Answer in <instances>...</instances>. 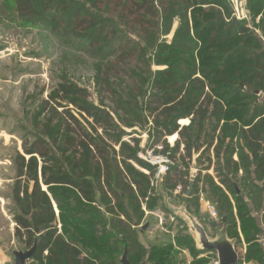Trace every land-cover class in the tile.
Segmentation results:
<instances>
[{
  "label": "trees",
  "instance_id": "16d2710c",
  "mask_svg": "<svg viewBox=\"0 0 264 264\" xmlns=\"http://www.w3.org/2000/svg\"><path fill=\"white\" fill-rule=\"evenodd\" d=\"M3 1L22 22L88 54L97 94L111 107L90 102L61 72L24 128L8 197L15 238L25 249L36 242L33 264H120L124 248L131 264H177L171 243L142 244L133 228L145 199L147 210L163 211L154 168L137 157L140 140H123L136 127L171 157L184 147L183 169L171 167L161 189L181 185L184 194L194 173L187 211L195 216L190 206L197 211L203 192L227 236L247 245L238 264H264V0H246L237 25L227 0ZM174 134L170 148L165 137ZM250 211L263 215L260 225ZM176 244L192 264H207L195 260L202 253L189 236Z\"/></svg>",
  "mask_w": 264,
  "mask_h": 264
},
{
  "label": "rangeland",
  "instance_id": "374dc122",
  "mask_svg": "<svg viewBox=\"0 0 264 264\" xmlns=\"http://www.w3.org/2000/svg\"><path fill=\"white\" fill-rule=\"evenodd\" d=\"M241 19L245 18L239 17V20L235 21L238 22ZM176 25L177 23L174 24L173 29H175ZM167 38L169 39L171 36ZM93 65V60L88 54L63 45L60 39L51 34L49 30L22 22L21 19L15 16L11 2L0 0V196H9L11 192L16 176L12 160L16 151L22 152L21 138L24 134V128L31 126L34 109L41 100L46 99L47 93L56 86L57 76H60L61 72H65L70 80L87 90L90 102L99 105L100 99L104 100L103 98L105 97L103 95L97 94L93 79ZM41 90H43V93H39ZM33 96H37V98L33 100ZM102 106L106 110L111 109L106 99L103 101ZM188 122V120H182L181 126H186ZM132 130L128 129L127 131L135 133L125 136L123 140L130 142L131 138L134 137L140 140V145H145L148 141L146 133L140 132L139 127H136L134 131ZM170 140L172 141L173 139L170 138ZM237 189L238 193H241L239 188ZM205 200L211 204L206 196ZM180 202H184L183 198ZM203 204L198 199L197 211H194L195 208L190 206L192 213L201 224H203V216L200 219L198 215L199 208ZM159 205L163 207L162 212L167 214V219L163 224V231L158 229L157 232L151 235L148 233L149 226L151 228L157 221L156 214L160 211L159 208H155L152 211L146 209L152 215L143 216L140 221L142 228L147 225L146 234H144L147 244H153L156 242L155 239H158V242H156L158 244L163 242L171 243L172 260L177 264H186L190 261L192 264V254L187 247L176 244L177 238L189 236L184 223L169 215L170 213L163 206L161 197ZM5 206L7 207L8 205L6 204ZM215 210L217 211V208ZM250 215L257 218L258 224H261L262 214L251 212ZM217 224L219 229L222 225L220 217ZM0 225L2 224L0 223ZM140 225L135 223L134 227L138 226L137 228H139ZM4 226L6 227V225ZM204 227L207 228L206 225ZM237 230L240 232L239 228ZM214 233L215 230L207 229L208 235L213 236ZM242 241H244L243 238ZM257 243L261 244L264 251V238L261 241H257ZM234 246L240 254L236 241ZM10 247L18 249L15 242H12ZM120 259L121 256L119 261ZM195 260H204L207 264H213L217 261L213 252H203ZM30 264L32 263L30 262ZM252 264L258 263L253 261Z\"/></svg>",
  "mask_w": 264,
  "mask_h": 264
},
{
  "label": "water",
  "instance_id": "95a60500",
  "mask_svg": "<svg viewBox=\"0 0 264 264\" xmlns=\"http://www.w3.org/2000/svg\"><path fill=\"white\" fill-rule=\"evenodd\" d=\"M233 24L237 25L238 23L237 21H233ZM194 176L195 174L192 173L189 184L185 190L184 196L186 198H189L192 193ZM155 190L156 194L163 199V206L165 210H167L170 215L184 223L188 235L191 237L196 250L201 252L215 253L217 264H237L239 256L234 246L235 240L227 236L225 219L222 220V225L219 229L215 221H213L211 218L207 220L209 229L212 231L215 230L214 235L210 236L207 234V230L203 224H201L195 216L191 215L187 211L186 205L184 203H181L180 206H176L168 201L167 194L160 189L159 181H157L155 185ZM236 192H239L237 188ZM143 228L146 229L147 225ZM35 250L36 242H34V245L27 251L10 249V254L14 258V264H26V262L29 261L34 255ZM120 263L131 264L127 258L126 248L123 250Z\"/></svg>",
  "mask_w": 264,
  "mask_h": 264
},
{
  "label": "built area",
  "instance_id": "2783aa9c",
  "mask_svg": "<svg viewBox=\"0 0 264 264\" xmlns=\"http://www.w3.org/2000/svg\"><path fill=\"white\" fill-rule=\"evenodd\" d=\"M243 1H244V3H243ZM245 2H246V0H239V1L238 0H228V3L231 5V7L233 9L234 20H239V17L246 19V12H245L246 4H245ZM179 126L182 127L181 121L179 122ZM170 138H172L173 140L171 141ZM177 140H178L177 134H174L173 136L165 137V141L170 148H172L174 146V143ZM183 149H184L183 145H180L178 153L176 155H174V157H171L169 152L163 153L164 146L161 143L151 146L150 143L147 141L145 145H143V144L140 145V151L138 152L137 157L140 160H142L143 162H145L146 164H148L149 166H151L152 168H154V174H153V177L151 179V187L155 188L157 181H160L161 177L166 175L169 172L171 167L176 166L178 170L183 169L182 168L183 165L180 161L181 157L184 154ZM192 170H193V172L196 171L195 169H192ZM144 173L148 174L146 171H144ZM167 196H168V201L171 204H174L176 206H180V204H181L180 200L185 197L183 194V188L181 185L176 186L174 188V190H172L169 194H167ZM198 197H199L198 198L199 202L204 203L199 208L200 214H202V216H203L202 223L207 226L206 219H204L205 215H206V217L211 218L213 221L218 223V221H219L218 213L211 204L206 202L204 193L200 191ZM146 200L147 199L144 200V202L141 204V206H142V210L144 211V213L146 215H148L150 213L147 212L146 207H145ZM178 202H180V203H178ZM156 216L158 219L157 226L160 227L159 229H161L163 231V224L165 222L164 213L159 211L156 214ZM154 229L155 228L153 227V228H151V230H148L149 233H151V234L154 233V231H155ZM0 256H1V254H0ZM8 262L9 261H5V260L3 261L0 258V264H8ZM30 262L31 261L27 262L26 264H30ZM213 264H217V261H215Z\"/></svg>",
  "mask_w": 264,
  "mask_h": 264
},
{
  "label": "crops",
  "instance_id": "0c3cea01",
  "mask_svg": "<svg viewBox=\"0 0 264 264\" xmlns=\"http://www.w3.org/2000/svg\"><path fill=\"white\" fill-rule=\"evenodd\" d=\"M20 152V151H18ZM22 153V152H20ZM212 153V152H211ZM196 156L194 155V158ZM234 160H236V157H234ZM210 172V173H209ZM208 173L210 175L213 174V165L211 166V168L209 169ZM212 173V174H211ZM45 189V188H44ZM162 190V189H161ZM236 190V188H235ZM237 193V192H236ZM185 194V192H184ZM192 194V193H191ZM199 195V193H198ZM191 196V195H190ZM190 198V197H189ZM189 198H186L184 197V200L185 199H189ZM199 198V197H198ZM184 203V202H182ZM8 205L7 207L5 205ZM185 204V203H184ZM181 205V204H180ZM186 205V204H185ZM10 206V207H9ZM11 211H12V203H11V200L9 199L8 196H0V223L2 225H0V258L4 261H9L8 264H14V258L12 257V255L10 254V249H13V250H22V251H27L29 250L30 248L28 249H25L23 248L22 244H20L17 239L15 238V228H16V224L14 223L13 219H12V214H11ZM162 212V211H161ZM55 215H56V218H57V228H58V233H61V230H60V222H59V219H58V211L55 209ZM65 217L67 218V220L70 222V224H72L73 226H76L79 224L78 222V219L77 217H73L72 214H70L69 212H65L64 213ZM148 215H152V214H148ZM146 214H144V216H148ZM170 215V214H169ZM200 216V219L202 218L200 215V210H199V215ZM164 219L166 220L167 219V214H164ZM204 219H206V223H207V220L209 219L208 217H206V215L204 216ZM156 220L155 223H154V226L152 225L151 228H155L154 230V233L157 232V230L160 228L157 226L158 224V219H157V216H156ZM6 225V227L4 226ZM142 225V224H141ZM140 225V229L142 228V226ZM218 225V224H217ZM203 226H205L203 224ZM138 227V226H137ZM135 228L134 225H133V228H135V230L137 231V239L139 242H141L142 244L143 243H147L146 240H145V237H144V234H146V229L142 228L141 231H139L140 229L139 228ZM150 226L148 228V230H151ZM206 228V227H205ZM139 229V230H137ZM210 230L209 229V226L207 225V228L206 230ZM212 231V230H211ZM149 233V231H148ZM151 235V233H149ZM153 234V233H152ZM240 240L241 242L240 243H237V245L239 246V251H240V254L242 256L245 255L246 253V249H247V245L244 243V241H242V237H240ZM156 242H158V239L156 240ZM236 241V240H235ZM12 242H15L18 249H14L12 247H10V245L12 244ZM154 242V243H156ZM153 243V244H154ZM160 244V243H159ZM34 245V244H33ZM150 245V244H148ZM237 253H238V256H239V252L238 250L236 249ZM201 252V251H200ZM203 254V252H201ZM44 255H47V252L44 253ZM201 255V254H200ZM122 256V255H121ZM29 261H31V263L33 264V261L32 259H30ZM27 261V262H29ZM239 261V260H238ZM26 262V263H27ZM120 262V261H119ZM186 262V261H185ZM143 263H146V261H142V262H139L138 264H143ZM182 263V262H181ZM253 261H250V262H247L245 260H243L240 264H252ZM121 264V263H120ZM186 264H191V261L190 262H187ZM238 264V262H237Z\"/></svg>",
  "mask_w": 264,
  "mask_h": 264
}]
</instances>
